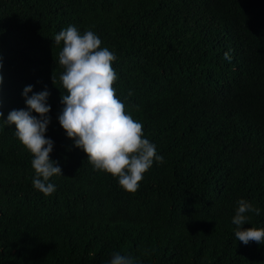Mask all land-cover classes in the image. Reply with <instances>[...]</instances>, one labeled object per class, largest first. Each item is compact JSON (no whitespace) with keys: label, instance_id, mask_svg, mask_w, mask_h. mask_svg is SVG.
Here are the masks:
<instances>
[{"label":"trees","instance_id":"1","mask_svg":"<svg viewBox=\"0 0 264 264\" xmlns=\"http://www.w3.org/2000/svg\"><path fill=\"white\" fill-rule=\"evenodd\" d=\"M70 25L115 53L117 95L164 157L134 193L59 124L54 37ZM0 63L5 120L27 110L26 86L50 93L45 135L63 173L50 196L36 190L32 156L0 118V264H107L115 251L136 264H264V244L239 242L232 223L244 199L260 213L243 227L264 228V0H0Z\"/></svg>","mask_w":264,"mask_h":264},{"label":"clouds","instance_id":"2","mask_svg":"<svg viewBox=\"0 0 264 264\" xmlns=\"http://www.w3.org/2000/svg\"><path fill=\"white\" fill-rule=\"evenodd\" d=\"M61 42L58 63L63 72L59 80L65 91L61 96L59 124L73 140L74 147L86 153L94 170L110 174L123 190L134 193L154 161L162 164L165 160L157 154L156 145L145 138L143 124L133 118L117 95L118 75L113 67L117 57L108 47H102V40L92 30L81 33L70 25L55 35L54 43L61 45ZM223 59L231 62L230 54L226 52ZM52 81L55 85L54 70ZM29 93H33L31 85L22 93L27 110H11L6 120L0 111V118L7 125H15V136L32 156L33 187L50 196L56 191L50 178L63 175L59 162L50 157L54 142L45 135L51 123V106L47 104L50 93L47 90L31 96ZM248 213L259 215L260 209L244 199L239 200L232 219L237 226L236 239L244 245L264 244V228L243 227L249 224ZM110 255L107 264H136L133 257L120 251Z\"/></svg>","mask_w":264,"mask_h":264}]
</instances>
